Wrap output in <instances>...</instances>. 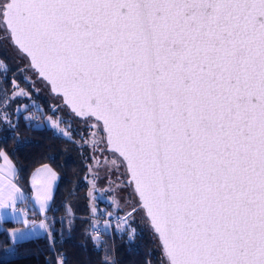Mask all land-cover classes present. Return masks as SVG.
Listing matches in <instances>:
<instances>
[{
    "label": "snow or ice",
    "instance_id": "obj_1",
    "mask_svg": "<svg viewBox=\"0 0 264 264\" xmlns=\"http://www.w3.org/2000/svg\"><path fill=\"white\" fill-rule=\"evenodd\" d=\"M0 36L27 59L18 72L33 70L98 129L73 141L110 153L93 155L89 171L123 170V181L109 183L132 189L134 202L115 201L118 211L131 210L101 213L117 231L134 241L133 213L143 212L161 242V264H264V0H0ZM0 68L8 71L2 61ZM0 119L15 128L6 113ZM57 121L49 117L51 127ZM56 178L45 165L33 179L43 210ZM5 181L0 221L27 225L16 204L28 197ZM110 227L92 222L94 247L106 244L101 234ZM50 228H0L14 246L5 251L41 229L54 247ZM103 264L115 261L106 254Z\"/></svg>",
    "mask_w": 264,
    "mask_h": 264
},
{
    "label": "trees",
    "instance_id": "obj_2",
    "mask_svg": "<svg viewBox=\"0 0 264 264\" xmlns=\"http://www.w3.org/2000/svg\"><path fill=\"white\" fill-rule=\"evenodd\" d=\"M14 50L20 55L16 49ZM0 61L8 68L7 77L0 81V94L8 97L7 102L0 105V112L6 113L7 119L15 125V128L10 127L0 119V151L7 153L14 161L17 170L16 183L29 196L30 176L42 164L50 165L59 177L52 194L48 216L43 219L51 225L54 247L49 242L48 234L44 232L15 245L14 252L5 251L13 249L14 246L9 241L7 232L0 231V264H57V256L66 258L64 264H103L106 254L114 259L115 264H145L146 259H150L152 264H161L163 253L157 239H154L152 230L139 212L135 213V219L131 220L132 228L136 229L134 241H129L127 231H117L115 220L111 218L114 223L109 232L101 234L106 244L101 245L100 248L94 247L91 235L88 234L89 232L95 234L90 225L105 216L100 213L98 217H94L89 211L85 177L88 163L92 160L91 149L90 145L81 147L73 142L83 143L82 131L85 134V129L72 122L82 121L69 114L58 99L49 94L42 81L31 77L30 69L29 71L26 69L23 74L18 72L23 66L16 64L15 57L9 52L2 36H0ZM1 71L3 69L0 70V75ZM25 75L34 82L36 79L40 81L44 86L43 92L37 86L35 87L39 91H35L23 78ZM13 80L16 81L18 88L13 85ZM20 89L25 90L29 95H13ZM29 101H33V104L25 105L26 108L17 111L18 107ZM52 104L60 105L58 112L63 114L64 118L71 117L69 120L72 122L69 128L71 140L56 133L50 126L39 124L47 115L56 116L57 113H53L50 109ZM37 106L43 108V114L25 119L23 111L30 108H33V112L40 111ZM128 192L129 199L134 202L129 187ZM106 210L119 216L125 214L110 204L106 206ZM0 224V228L9 229L20 223L3 220Z\"/></svg>",
    "mask_w": 264,
    "mask_h": 264
},
{
    "label": "rangeland",
    "instance_id": "obj_3",
    "mask_svg": "<svg viewBox=\"0 0 264 264\" xmlns=\"http://www.w3.org/2000/svg\"><path fill=\"white\" fill-rule=\"evenodd\" d=\"M3 41L6 44L9 52L15 57L16 64L17 65H22V66L26 65L27 64V61L22 56L18 55L15 52V50L12 47V45L9 43V40L3 38ZM0 70H2V68H0ZM28 71H29V69H28ZM1 72L2 73L0 75V81H1L2 78H6L7 77V75L4 73V71H1ZM29 73H30L31 77L33 76L34 79L36 78V75H35L34 72H32L30 70ZM35 86H37V88L39 87L42 90V92H43L44 86L37 79L35 81ZM9 96L11 97L12 95H9ZM5 97H7V95L0 94V102L4 101ZM32 104H33V101H29V103H27V104L26 103L25 104H22L20 107H18V109L19 110H22V109L26 108L25 105H32ZM36 108H39L40 111H37L36 110V111L33 112V108H30L28 110H24L23 111L24 117L30 118L32 116H40V115H42L43 112H44L43 111V108H41L39 106H37ZM57 115H59V117L61 118L60 121H57ZM49 117H51L52 121H57L59 123V128H55V127H51L50 126V124H49ZM69 120H71V117L70 116L64 118L63 114H61L60 112H57L56 116L47 115L46 117H44V119L42 121L39 122V124H45L47 126H50L58 134H60V130L61 129L65 130V131H67L69 133V130H70L69 128L71 126V123L74 122V121L71 122ZM64 121L70 122V126H69V123H65ZM76 123L78 125H80V124H84L86 122H83L82 121V122L79 123V121H76L74 124H76ZM84 126H85V124H84ZM89 132H97V131L95 130V128H89L88 132L85 133V134L82 131V140L84 138H87L88 137ZM62 136H64V135H62ZM65 137H67V136H65ZM108 155H110V153L105 152V153H103V154H101L99 156V159L100 160H103L104 157L105 156H108ZM90 164H93V160L89 161L88 166ZM45 165H47L53 172H55L56 173V176H57L56 180L53 181L52 182V185H51V190H50L51 199H52L53 190H54V188H55V186H56V184L58 182V179H59L57 172L55 170H53L50 167V165H48V164H42V165H40L41 167H39L37 170H35V171L32 172V174L30 176L29 190H30L31 200H33L36 204L38 203V202H36V190H37V186L33 184V179H34V177H36L39 174V172L41 170H43V168H44ZM105 170H106V168H104V167H97V168H94L92 170V172H90L89 171V167H87L86 176L88 177V179H86V182H87V190H86V193H87V196H88L89 211H90L91 215L94 216V217H98V215L100 213H103V212H106L107 211L106 210V202L111 197V195H109V192L111 191V189H106V186H105L106 183H105V181L103 179V177H104V171ZM95 172H98L99 175L94 178L93 173H95ZM119 181H120L119 179L118 180L116 179L115 182L118 183ZM112 185L115 186L114 184H112ZM90 193H91V195H90ZM51 199L48 201V206L52 204V200ZM28 205L31 206V203L28 202L25 205V207H23V208L21 207V212L26 211V207ZM37 206H38V208L40 210L41 215L42 216L44 215L45 217H47L48 216V209L47 210L41 209L39 203L37 204ZM91 209H95V212L91 211ZM107 212L108 213H113L110 210H108ZM114 216H116V213H113V217ZM113 217H106L105 216L104 218H99L97 220V227L103 226L105 220L110 221V219L113 218ZM32 219L33 218H29L28 219L29 222L32 221ZM42 221H44V220H42ZM0 227H1V224H0ZM26 229H27L26 226H19V228H15V230H11V231L20 232V231H24Z\"/></svg>",
    "mask_w": 264,
    "mask_h": 264
},
{
    "label": "crops",
    "instance_id": "obj_4",
    "mask_svg": "<svg viewBox=\"0 0 264 264\" xmlns=\"http://www.w3.org/2000/svg\"><path fill=\"white\" fill-rule=\"evenodd\" d=\"M5 155H7V157H8V160H9V162H10V164H11V167H12V169H13V172L11 173V174H9V172H8V169H7V166L5 165V162H4V160H3V158L2 157H0V185H2L4 182H6L5 181V178H7V179H10L11 180V182L13 183V184H15L24 194H25V192L18 186V184L16 183V180H15V177H16V165H15V163H14V161L9 157V155L7 154V153H5V152H3ZM39 167H41V166H38L35 170H37ZM34 170V171H35ZM54 191V190H53ZM26 195V194H25ZM27 196V195H26ZM28 197V200H27V202H20V200L18 199L17 200V204H16V208H17V210L18 211H20L21 212V207L23 208V207H25V205L28 203V202H30L31 203V206H27L26 207V211H23L22 213H23V215L25 216V218H27V219H29V218H33L32 219V221H30L27 225H25L24 223H21V222H19L20 224L18 225V226H14V227H10L8 230H15V228H19V226H26L27 228H30V227H32L33 225H36L37 227L40 225V222L43 220V219H45L46 217L43 215H41V213H40V210H39V208H38V206H37V204L33 201V200H31V197H30V193H29V196H27ZM33 203V204H32ZM22 205V206H21ZM24 205V206H23ZM51 205H49L48 206V208L47 209H49V207H50ZM11 221H13V222H17V221H15V220H11ZM29 221V220H28ZM45 231L43 230V229H41L37 234H35V235H32V236H36V235H39V234H42V233H44ZM31 236V237H32Z\"/></svg>",
    "mask_w": 264,
    "mask_h": 264
},
{
    "label": "flooded vegetation",
    "instance_id": "obj_5",
    "mask_svg": "<svg viewBox=\"0 0 264 264\" xmlns=\"http://www.w3.org/2000/svg\"><path fill=\"white\" fill-rule=\"evenodd\" d=\"M76 121L74 120V123H75ZM80 123V122H79ZM84 124H85V126H84ZM84 124H80V125H78L77 123L75 124V125H77V126H79L81 129H85L84 131H85V133H87L88 132V130H89V126H88V124L87 123H84ZM95 130L96 131H98V129H96L95 128ZM90 147V149H91V154H92V156L95 154L97 157H99L100 155H101V153L100 152H93L92 151V148L94 147V146H89ZM97 153V154H96ZM103 179H104V181H105V186H106V189H111V191L109 192V195H111V197H110V199L106 202V206L108 205V204H110V205H112L114 208H116L115 207V201L116 200H119L120 201V203L121 204H124L125 203V201H129V202H131V200L129 199V192H128V187H123V186H121V187H119V188H116L115 189V191H113V188L115 187V186H113L112 184H110L109 183V181H116V179L118 180H120V181H123L124 180V177H123V174H122V170H121V172L120 173H117L114 169L113 170H111V171H108L107 169L104 171V177H103ZM119 181V182H120ZM118 182V183H119ZM131 210V206H130V204L122 211V212H124L125 213V211H130ZM133 216H136L135 215V213H133Z\"/></svg>",
    "mask_w": 264,
    "mask_h": 264
},
{
    "label": "water",
    "instance_id": "obj_6",
    "mask_svg": "<svg viewBox=\"0 0 264 264\" xmlns=\"http://www.w3.org/2000/svg\"><path fill=\"white\" fill-rule=\"evenodd\" d=\"M9 43L12 45V47H14L13 46V44L9 41ZM14 49H16L15 47H14ZM17 50V49H16ZM27 63H28V61H27ZM31 70V69H30ZM31 71H33V70H31ZM34 72V71H33ZM35 73V72H34ZM36 75V74H35ZM36 78L38 79V80H40V81H42L44 84H45V86L47 87V89H48V92H49V94H51L53 97H56V95H55V93H53L52 91H51V88H50V86L47 84V82L46 81H43L42 79H40V78H38L37 77V75H36ZM57 99H58V101L60 102V100H59V98L58 97H56ZM64 106V108H66V110H67V112L69 113V114H71L70 113V110H69V108L66 106V105H63ZM73 117H75L74 116V114H71ZM75 118H77V119H79V120H81V121H84V118H80V117H75ZM122 170V169H121ZM122 172H123V170H122ZM124 179H125V176H124ZM129 190H130V196H131V199H132V201H134V198H133V196L131 195V192H132V189L129 187ZM140 214H141V216L144 218V220H145V223L149 226V224L147 223V221H146V218L144 217V215H143V212H139ZM150 227V226H149ZM151 229V228H150ZM157 242H158V245H159V247H160V249H161V251H162V253H163V250H162V247L160 246V241L157 239Z\"/></svg>",
    "mask_w": 264,
    "mask_h": 264
},
{
    "label": "built area",
    "instance_id": "obj_7",
    "mask_svg": "<svg viewBox=\"0 0 264 264\" xmlns=\"http://www.w3.org/2000/svg\"><path fill=\"white\" fill-rule=\"evenodd\" d=\"M110 222H111V226H112V224L114 223V221L112 219H110ZM99 227H102V226H99Z\"/></svg>",
    "mask_w": 264,
    "mask_h": 264
}]
</instances>
